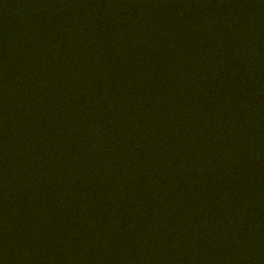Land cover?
Masks as SVG:
<instances>
[{
	"label": "trees",
	"instance_id": "1",
	"mask_svg": "<svg viewBox=\"0 0 264 264\" xmlns=\"http://www.w3.org/2000/svg\"><path fill=\"white\" fill-rule=\"evenodd\" d=\"M0 264H264V0H0Z\"/></svg>",
	"mask_w": 264,
	"mask_h": 264
}]
</instances>
